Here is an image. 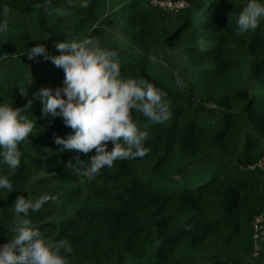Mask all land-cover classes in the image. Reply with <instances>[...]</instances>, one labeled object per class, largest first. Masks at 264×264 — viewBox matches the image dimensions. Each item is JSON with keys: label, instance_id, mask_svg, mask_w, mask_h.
Segmentation results:
<instances>
[{"label": "trees", "instance_id": "trees-1", "mask_svg": "<svg viewBox=\"0 0 264 264\" xmlns=\"http://www.w3.org/2000/svg\"><path fill=\"white\" fill-rule=\"evenodd\" d=\"M152 1L90 0L56 16L35 7L43 0H0L9 8V31L0 35V103L22 107L31 99L25 111L36 134L21 145L18 168L0 164L13 184L0 191V244L18 223L17 196L47 194L49 201L23 218L48 238L70 240L72 264H264V214L256 250L252 222L264 211V177L246 169L264 139V18L236 35L247 0H187L177 11ZM64 4L53 0L51 7ZM85 37L117 51L123 78L166 91L171 112L159 124L132 112L148 133L147 155L116 160L92 180L74 170L95 150L61 151L54 134L73 130L42 115L33 96L61 87L63 69L26 53L42 43L59 55L57 41Z\"/></svg>", "mask_w": 264, "mask_h": 264}, {"label": "clouds", "instance_id": "clouds-1", "mask_svg": "<svg viewBox=\"0 0 264 264\" xmlns=\"http://www.w3.org/2000/svg\"><path fill=\"white\" fill-rule=\"evenodd\" d=\"M89 2L65 0L64 8H53V0H43L35 7H43L45 11L51 8L56 16H63L66 8H86ZM8 13L9 8L0 5V35L9 31ZM261 18H264V0H247L236 18V35L254 31ZM55 47L59 55H49L42 43L30 47L26 53L29 59L43 57L63 69L61 87L54 90L42 87L33 96L41 100L42 115L60 117L64 125L73 130L67 136L54 134L53 143L59 145L61 151L75 150L87 154L95 150L88 158L87 166L83 161L78 162L80 167L74 170L75 174L92 180L102 168H111L116 160L146 156L148 133L138 129L131 114L141 113L154 124L166 121L171 115L167 92L145 79L123 78L116 59L117 51L101 47L95 37L57 41ZM148 59L154 63L158 61L155 55H149ZM19 91L27 96L25 87H20ZM31 104V99L22 107L0 103V164L10 169L20 166L21 145L30 134L36 135L35 121L25 111ZM109 141L112 143L110 150L107 147ZM71 165L69 162L67 167ZM12 189L8 176L0 175L2 196ZM49 199L47 194L35 200L17 196L13 211L18 223L11 238L0 244V264H72L73 245L70 240L48 238L23 218L29 210H40ZM190 227L186 225L185 229Z\"/></svg>", "mask_w": 264, "mask_h": 264}, {"label": "built area", "instance_id": "built-area-1", "mask_svg": "<svg viewBox=\"0 0 264 264\" xmlns=\"http://www.w3.org/2000/svg\"><path fill=\"white\" fill-rule=\"evenodd\" d=\"M153 4L159 5L162 9L176 11L180 8H183L187 5L186 0H153ZM257 165L261 168H264V156H262L254 166ZM256 224V223H255ZM254 224V225H255ZM253 239H254V248L258 249L257 239L258 233L256 232V227L253 228Z\"/></svg>", "mask_w": 264, "mask_h": 264}, {"label": "rangeland", "instance_id": "rangeland-1", "mask_svg": "<svg viewBox=\"0 0 264 264\" xmlns=\"http://www.w3.org/2000/svg\"><path fill=\"white\" fill-rule=\"evenodd\" d=\"M187 5H188V3H187ZM108 30L112 31L113 33H117L118 32V29H108ZM209 107H213V106L212 105H209ZM259 140H260V145H261V151H262V153H261V155L259 156V158L257 160H255L253 163L247 165L246 166V169H248V170H250L252 172H255L257 174H261L264 177V168H261V167H259L257 165L254 166V164H256L258 162V160L262 156H264V139L259 138ZM263 214H264V211L258 213L256 216H254L253 221H252L254 224L256 223L253 226V228L256 227V232L258 233V239L262 238V232H261V228H260V227H262V223H261L260 218L263 217Z\"/></svg>", "mask_w": 264, "mask_h": 264}]
</instances>
